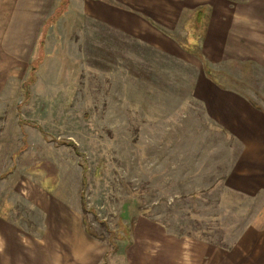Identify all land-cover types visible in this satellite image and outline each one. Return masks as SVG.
<instances>
[{"label": "rangeland", "instance_id": "obj_1", "mask_svg": "<svg viewBox=\"0 0 264 264\" xmlns=\"http://www.w3.org/2000/svg\"><path fill=\"white\" fill-rule=\"evenodd\" d=\"M262 176L264 0H0L1 223L63 264H264Z\"/></svg>", "mask_w": 264, "mask_h": 264}, {"label": "crops", "instance_id": "obj_2", "mask_svg": "<svg viewBox=\"0 0 264 264\" xmlns=\"http://www.w3.org/2000/svg\"><path fill=\"white\" fill-rule=\"evenodd\" d=\"M210 19H208V25L206 26V32L204 38H207L209 28H210ZM251 62V61H248ZM210 79V78H209ZM212 83L218 86L221 89H224V86L221 85L217 80L210 79ZM254 178V177H253ZM252 182L251 186L241 191L249 197L253 199L260 197V195L264 196V178L255 177V179L250 180ZM257 183V184H254ZM254 184V185H253ZM236 188H240L239 186H235ZM49 212V209L45 207L44 209ZM47 224H50V219L46 220ZM246 226H264V203L261 205V208L257 211L254 218ZM53 231H60L59 228H55ZM86 231H88L86 229ZM246 232L241 236L244 239L246 237ZM59 233L56 235L52 234V237L49 238L46 234V237L42 239V234L38 237H31L26 235L22 230H17L10 225H6L5 223H1L0 221V264H63V256L60 257L58 254L50 253V248H54L52 245V240H56L57 242H61V238L59 237ZM41 237V238H39ZM61 239V240H60ZM79 243V242H78ZM196 250L202 248V252L199 251L195 254V258L190 257V261H184V264H224V261L227 260L229 263L234 262L233 258L223 255H206L203 252L209 251L207 250L209 244L203 241H197L192 243ZM70 248V247H67ZM54 250V249H53ZM71 253V250L68 251ZM193 259V260H192ZM80 257H77L76 261L79 262ZM90 260V259H88ZM85 261V264H89V261ZM174 261L162 258L159 264H172ZM93 264H95L93 262Z\"/></svg>", "mask_w": 264, "mask_h": 264}, {"label": "trees", "instance_id": "obj_3", "mask_svg": "<svg viewBox=\"0 0 264 264\" xmlns=\"http://www.w3.org/2000/svg\"><path fill=\"white\" fill-rule=\"evenodd\" d=\"M204 13L203 12V10L202 9H198L197 11H196V15L198 16V18H201V15ZM205 15H206V21L208 20V17H207V14L205 13ZM198 18H197V20H198ZM205 21V23H204V25H203V28L205 29V32H206V26H207V22ZM199 38H201V36H198ZM188 49V48H187ZM189 50L191 51V52H193L195 55H198V54H200L201 55V57H203V54L201 53V52H199L198 50H196L195 49V47L194 48H192V47H189ZM200 57V56H199ZM202 60H203V62H204V59L203 58H201ZM204 68H205V70H206V73H207V75H211V72H212V70L209 68V67H207L206 65H204ZM209 77V76H208ZM210 79H212L213 80V78H211V77H209Z\"/></svg>", "mask_w": 264, "mask_h": 264}]
</instances>
